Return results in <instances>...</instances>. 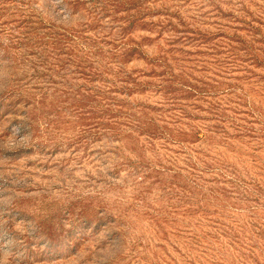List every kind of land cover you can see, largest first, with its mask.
Wrapping results in <instances>:
<instances>
[{
    "label": "rangeland",
    "instance_id": "rangeland-1",
    "mask_svg": "<svg viewBox=\"0 0 264 264\" xmlns=\"http://www.w3.org/2000/svg\"><path fill=\"white\" fill-rule=\"evenodd\" d=\"M0 264H264V0H0Z\"/></svg>",
    "mask_w": 264,
    "mask_h": 264
}]
</instances>
